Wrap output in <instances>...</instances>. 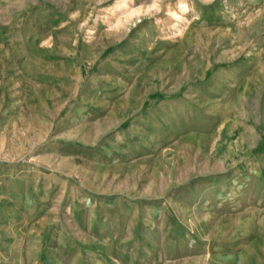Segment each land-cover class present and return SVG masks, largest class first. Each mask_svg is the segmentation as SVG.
Wrapping results in <instances>:
<instances>
[{
	"label": "rangeland",
	"instance_id": "obj_1",
	"mask_svg": "<svg viewBox=\"0 0 264 264\" xmlns=\"http://www.w3.org/2000/svg\"><path fill=\"white\" fill-rule=\"evenodd\" d=\"M264 264V0H0V264Z\"/></svg>",
	"mask_w": 264,
	"mask_h": 264
},
{
	"label": "crops",
	"instance_id": "obj_2",
	"mask_svg": "<svg viewBox=\"0 0 264 264\" xmlns=\"http://www.w3.org/2000/svg\"><path fill=\"white\" fill-rule=\"evenodd\" d=\"M248 264H252V263H248Z\"/></svg>",
	"mask_w": 264,
	"mask_h": 264
}]
</instances>
